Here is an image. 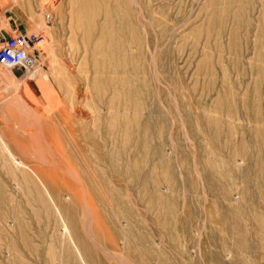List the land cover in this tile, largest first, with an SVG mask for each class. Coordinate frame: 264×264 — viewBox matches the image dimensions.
Segmentation results:
<instances>
[{
    "label": "rangeland",
    "instance_id": "1",
    "mask_svg": "<svg viewBox=\"0 0 264 264\" xmlns=\"http://www.w3.org/2000/svg\"><path fill=\"white\" fill-rule=\"evenodd\" d=\"M150 1L146 33L89 38L88 0H0V30L39 44V74L0 65V134L30 167L0 143V264H82L35 173L89 264H117L89 218L132 264H264V0Z\"/></svg>",
    "mask_w": 264,
    "mask_h": 264
},
{
    "label": "bare ground",
    "instance_id": "2",
    "mask_svg": "<svg viewBox=\"0 0 264 264\" xmlns=\"http://www.w3.org/2000/svg\"><path fill=\"white\" fill-rule=\"evenodd\" d=\"M155 3L157 4V2H155L154 0H151L150 3H149V6L154 9V6L156 5ZM100 6L102 8V11L106 13L105 19H104V21H101V23L100 22H96L95 25L88 27L87 33H88V37L89 38H91L93 36V34L95 32H97L98 30H100V31L102 30L103 31V30H105L107 28L112 29V31H113V29H115V31H119V33H125V31L127 32L128 30L133 32V30L138 29V28H137V26H135L133 24V22H131L132 19H134V22L136 21V23L138 24V27L141 30L145 31V33H146L147 29H148L147 23H149L151 25V28H153V20L148 18L146 16V14L144 13V9L142 7L141 0H88V2H86L84 5L81 6L80 10L82 12L89 13L92 10L93 7H100ZM6 7H8V6H6ZM7 12H8V14L6 15V18H8V20H9V19L12 18L11 17L12 11L8 10ZM152 13H153L154 17L157 14L155 9L152 10ZM127 20H129V23L126 22ZM79 25H82V24L80 23ZM21 33H22V36L24 38H26V40L29 42L28 51H33L35 48H37L39 46L38 43L35 44L36 43L35 42L33 44L32 41L29 40L31 38V35L29 34L28 29H24ZM4 34L7 37H11L9 32L6 31V30L4 31ZM89 42H90V40H89ZM93 45H94V43H93ZM129 45H130V43H128L124 47V51H125V49H127L129 47ZM84 46H85L84 49H85V53L86 54L90 50H92V49L88 48V45L85 44ZM143 47H145V45ZM146 51H147L148 56H150V67L152 68V71H151L152 75L151 76H152V78H154L157 81V76L159 77V75L157 74V43L154 45V48L151 47L149 44L146 45ZM147 54L142 53V55H146V56H147ZM27 68H30L32 71H35V72H37L39 74V69H38L37 65H34L33 67H27ZM41 74L43 75L42 72H41ZM43 77L45 78L46 81L50 80V78L46 74H44ZM47 88L45 87V89H47ZM44 93H45V91H44ZM3 137H5V136H2L0 134V143H1V145H3L4 149L7 151L10 159L16 165V168L22 169V170L23 169L29 170L30 167L27 164H25L26 162L24 163L22 161V159H20L17 156H15V154L10 150L8 144L5 142V139ZM33 172L35 173V171H33ZM35 176L41 182L43 188L46 191L47 196L51 200L52 204L55 206V209L57 210L58 215L60 216V218L62 220V225H63L62 231L65 234V236H67L69 238V240L72 242V244L75 246L76 251H77V253L79 255V258H80L82 264H89L88 261L86 260V258L84 257L82 249L75 242L74 237L72 235V232L70 230V227L68 225V221L64 217L62 211L60 210V208H59L58 204L56 203V201H55L53 195L51 194L50 190L48 189V187L45 185L44 181L40 178V176L38 174L35 173ZM19 185L20 184H18V186ZM89 215H88V217H89ZM85 224H86V229H85L86 230L85 231L86 234L92 240L93 244L96 247L99 248V250L102 252V254L104 255V257L106 259H108L110 261L111 260L112 261H116L117 264H132L131 260L129 259V257L126 254L113 253V252L109 251L108 249H106V248H104V247L99 245L97 237H96V235H94V233L92 231V221H91L90 218L85 222ZM124 225L126 226V224H124ZM114 264H116V263L114 262Z\"/></svg>",
    "mask_w": 264,
    "mask_h": 264
},
{
    "label": "built area",
    "instance_id": "3",
    "mask_svg": "<svg viewBox=\"0 0 264 264\" xmlns=\"http://www.w3.org/2000/svg\"><path fill=\"white\" fill-rule=\"evenodd\" d=\"M29 42L21 35L7 37L0 30V65L12 70L25 69L35 65L28 52Z\"/></svg>",
    "mask_w": 264,
    "mask_h": 264
},
{
    "label": "water",
    "instance_id": "4",
    "mask_svg": "<svg viewBox=\"0 0 264 264\" xmlns=\"http://www.w3.org/2000/svg\"><path fill=\"white\" fill-rule=\"evenodd\" d=\"M21 30L23 31V30H24V28H21Z\"/></svg>",
    "mask_w": 264,
    "mask_h": 264
}]
</instances>
